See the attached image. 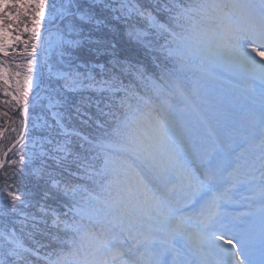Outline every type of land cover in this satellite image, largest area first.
Segmentation results:
<instances>
[{
  "label": "snow or ice",
  "instance_id": "obj_1",
  "mask_svg": "<svg viewBox=\"0 0 264 264\" xmlns=\"http://www.w3.org/2000/svg\"><path fill=\"white\" fill-rule=\"evenodd\" d=\"M49 9L0 0V52L19 41L31 57L12 73L16 92L5 93L25 118L15 155L48 185L42 199L63 197L66 211L40 204L54 232L35 216L27 232L29 217L17 222L20 234L6 223L0 264H264V0H62ZM120 25L152 55L151 69L118 59ZM85 47L110 56L108 66L80 62ZM33 65L47 68L51 86L29 128L28 93L42 75ZM7 71L0 65L5 83ZM84 92L108 109L91 137L59 110L65 93ZM32 129L47 135L21 155L37 146ZM48 161L67 176L56 179ZM0 195L11 212L28 206L7 184Z\"/></svg>",
  "mask_w": 264,
  "mask_h": 264
},
{
  "label": "trees",
  "instance_id": "obj_2",
  "mask_svg": "<svg viewBox=\"0 0 264 264\" xmlns=\"http://www.w3.org/2000/svg\"><path fill=\"white\" fill-rule=\"evenodd\" d=\"M44 2H48V0H44ZM57 2V0H56ZM62 0H58L57 5H59ZM8 11H14L9 8ZM27 21V17L24 18ZM29 27L31 25L30 21H27ZM57 23V21H53V24ZM49 27L48 22L40 26V31L42 34H46V29ZM54 30V28L52 29ZM15 32V31H14ZM16 35V32L14 33ZM26 33H23L21 39L27 40L25 38ZM42 40L35 41L37 45V58H39L40 54V46L42 44ZM117 44V57L120 60L127 61L132 65H144L145 67L151 69L152 68V55L147 53L142 47L137 45L134 41H131L127 38L123 31V25H120V33L116 38ZM6 43V41H5ZM30 43H32L30 41ZM7 44V43H6ZM25 45L20 43L17 47H12L9 45L7 47L8 55L5 56L4 53L0 52V65L4 66L8 71L5 73V81L0 80V132L3 135H0V161L6 149L16 140L17 133L21 130L24 124V118L20 115V108L16 105L15 101L12 100L11 95H6L5 93H11L12 87L16 83H12V81H16L12 78V75L7 76L9 73H15L17 71L22 73V70L16 67L17 64L26 63L28 57L24 55ZM76 55H78L80 62L84 64L103 63L105 66H108V60L111 59L108 55L96 56L95 53L89 52L87 48L76 50ZM25 70L23 69V72ZM80 71H84V69H80ZM98 71V70H94ZM34 74L41 73V87L31 88L28 93V99L40 88L39 97L41 99L37 101V106L33 110L31 107L28 109L29 111V119L28 125L29 128H32L33 118L40 117L45 115L47 109L43 106V98L42 92L47 91L50 86V77L47 75V68L41 65H33ZM40 83V79H39ZM13 84V85H12ZM12 93H15L13 90ZM94 93L92 92H84V93H75L72 96L67 94L68 103L66 106L60 107V111L64 113V122L68 126L69 129H75L79 131L82 135L85 136H93L99 134L98 123L105 121L106 117L103 113H106L108 109L105 107L106 100L103 96L95 97L92 96ZM69 96V97H68ZM37 97V96H36ZM32 99L31 101L35 100ZM82 97H85L83 103H81ZM90 98V99H89ZM80 108V113L78 114L76 108ZM86 112V113H84ZM40 120H35V123H41ZM52 122V121H50ZM14 128L15 131L11 129ZM47 135V133L42 132L38 129H32V137L35 139L37 136V144L39 146V140L42 136ZM58 139H63V137H58ZM73 146L75 151H80L78 147V138L73 136ZM31 146V145H30ZM29 146V147H30ZM20 146L17 144L13 147L6 155L5 163L3 167L0 169V186L7 184L11 187V190L17 192L21 195L22 199L28 202V206L25 207L23 204L17 203L16 207L19 206V209L23 210L25 213L19 214L17 212H11V203L10 201L3 195H0V229H3L4 225L7 223L9 227L15 225V230L19 233L20 224L17 223L20 220H24L25 216L29 217L28 220L25 221V232L31 230V226L33 220L31 217H36V224L39 229H47L50 232H54L55 229L51 228V220L47 221V225L43 222L44 218L42 214L39 212L40 204H45L47 206L56 208L58 212H64L66 209L61 206L64 198L57 196L56 199L51 198V196L44 200L42 199L43 193L48 185L45 184L43 179L37 180V178L30 174L31 169L26 164H20V156L15 155L17 149ZM50 146L45 145V148H49ZM28 150V148H26ZM21 155H25L24 152ZM15 160V164H10L9 161ZM34 165L36 162H33ZM49 164L52 165L50 171L60 172L61 176H57V179H62V177H66L67 173L63 172L62 169L57 168L53 161H48ZM71 169L75 171V166L71 165ZM15 174V175H14ZM53 196L56 193H52ZM11 212V213H10ZM4 213L10 215L6 217ZM5 218V221H4ZM3 221V222H2ZM36 239H42L45 243H47L46 238H42L39 234H37ZM26 243H30L26 241Z\"/></svg>",
  "mask_w": 264,
  "mask_h": 264
},
{
  "label": "rangeland",
  "instance_id": "obj_3",
  "mask_svg": "<svg viewBox=\"0 0 264 264\" xmlns=\"http://www.w3.org/2000/svg\"><path fill=\"white\" fill-rule=\"evenodd\" d=\"M53 2H55L56 4H57V2H58V0H57V2H56V0H48V2H46L45 3V14L47 15V13L49 12V6H50V4H52ZM46 19H43V20H41V23H40V26L41 25H43V24H45L46 23ZM30 27H31V25H30ZM14 31H13V36H15L14 35ZM23 36V33L21 34V37ZM25 38L27 39L28 38V34L26 33V36H25ZM6 41V43L8 44V41H7V39L5 40ZM12 47H17L18 45H20V42L19 41H13L11 44H10ZM23 64H25V63H23ZM23 64H21V65H23ZM20 70H22V73H23V68L21 67V68H19ZM33 74H34V72H33ZM10 75H12V73H9L7 76H10ZM35 75V74H34ZM12 78L14 79V80H16V77L15 76H13L12 75ZM20 79L22 80L23 79V76L21 75V77H20ZM12 83H16V81H12ZM50 84V83H49ZM13 85V84H12ZM51 86V85H50ZM49 86V87H50ZM35 86H33L32 88H34ZM48 87V88H49ZM13 90L16 92V84L12 87V92H13ZM11 92V93H12ZM86 93V92H85ZM14 94V93H13ZM67 94H69V96H72L73 94H75V93H65V95L67 96ZM49 95V92H48V89H47V91H45V89H44V91L42 92V98H43V106H46L47 105V103H48V100L47 99H44V97H47ZM68 96V97H69ZM92 96H95V97H99V95L98 94H96V93H94ZM58 99H59V97H58ZM46 108V107H45ZM84 113H86V112H84ZM13 129L14 128H12L11 130L13 131ZM35 139H38V137L36 136L35 137ZM39 150V146H38V144H37V146H36V148L35 149H33L31 146L28 148V150H24V154L26 155V153L28 152V151H38ZM57 179V178H56ZM17 209H18V211H17V213L19 214V211L21 212V214H24L25 212L23 211V210H21V209H19V206L17 207ZM11 213V212H10ZM10 213L9 214H7V216L6 217H8L9 215H10ZM5 214V213H4ZM1 220V219H0ZM4 221H5V218H4ZM3 222V221H2Z\"/></svg>",
  "mask_w": 264,
  "mask_h": 264
},
{
  "label": "water",
  "instance_id": "obj_4",
  "mask_svg": "<svg viewBox=\"0 0 264 264\" xmlns=\"http://www.w3.org/2000/svg\"><path fill=\"white\" fill-rule=\"evenodd\" d=\"M55 24V23H54ZM45 29H48V27L47 28H45ZM40 87H41V78H40V85H39ZM39 92H40V88H39V90L37 91V92H35L34 93V95H32V97H30L29 98V102H31V100L32 99H34L38 94H39ZM24 118V117H23ZM24 122H25V118H24ZM17 145L16 144V140L6 149V151L4 152V154H3V156H2V159H1V161L0 162H2L3 163V165H4V163H5V158H6V155H7V153L13 148V147H15V146ZM2 167H0V169H1Z\"/></svg>",
  "mask_w": 264,
  "mask_h": 264
},
{
  "label": "bare ground",
  "instance_id": "obj_5",
  "mask_svg": "<svg viewBox=\"0 0 264 264\" xmlns=\"http://www.w3.org/2000/svg\"><path fill=\"white\" fill-rule=\"evenodd\" d=\"M225 247H227V245H225Z\"/></svg>",
  "mask_w": 264,
  "mask_h": 264
}]
</instances>
